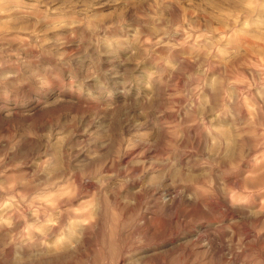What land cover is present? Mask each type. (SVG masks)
Returning a JSON list of instances; mask_svg holds the SVG:
<instances>
[{"label":"clouds","instance_id":"clouds-1","mask_svg":"<svg viewBox=\"0 0 264 264\" xmlns=\"http://www.w3.org/2000/svg\"><path fill=\"white\" fill-rule=\"evenodd\" d=\"M0 264H264V0H0Z\"/></svg>","mask_w":264,"mask_h":264}]
</instances>
